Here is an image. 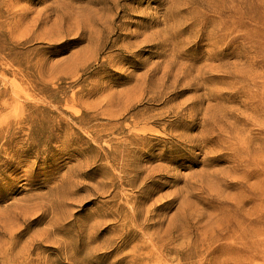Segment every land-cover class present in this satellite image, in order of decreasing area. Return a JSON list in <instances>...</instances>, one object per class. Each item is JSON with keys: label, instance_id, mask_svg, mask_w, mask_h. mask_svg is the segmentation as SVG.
<instances>
[{"label": "rangeland", "instance_id": "obj_1", "mask_svg": "<svg viewBox=\"0 0 264 264\" xmlns=\"http://www.w3.org/2000/svg\"><path fill=\"white\" fill-rule=\"evenodd\" d=\"M0 264H264V0H0Z\"/></svg>", "mask_w": 264, "mask_h": 264}]
</instances>
